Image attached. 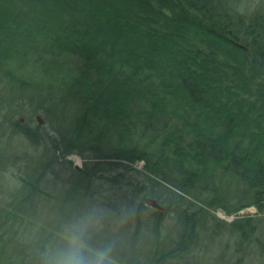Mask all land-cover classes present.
Returning a JSON list of instances; mask_svg holds the SVG:
<instances>
[{
	"label": "trees",
	"instance_id": "16d2710c",
	"mask_svg": "<svg viewBox=\"0 0 264 264\" xmlns=\"http://www.w3.org/2000/svg\"><path fill=\"white\" fill-rule=\"evenodd\" d=\"M0 82L52 120L12 124L45 151L0 210V262L58 264L70 238L83 264H214L219 247L222 264H264V4L0 0Z\"/></svg>",
	"mask_w": 264,
	"mask_h": 264
},
{
	"label": "rangeland",
	"instance_id": "374dc122",
	"mask_svg": "<svg viewBox=\"0 0 264 264\" xmlns=\"http://www.w3.org/2000/svg\"><path fill=\"white\" fill-rule=\"evenodd\" d=\"M234 3H237L240 7L241 11L246 13L251 12L258 4H264V0H233ZM8 91H5V86L0 82V157L2 158L0 161V210H11L14 204L18 203V200L21 199V195L23 193V187L25 180H30V162L35 157L36 159L43 156V151H45V145L34 147L32 143L24 137L22 134L18 133L15 128L12 126L15 122H21L25 126H30L34 128L35 123L34 120L37 121L38 117L42 120V125H46L47 130H52V120L51 117H47L44 113L37 112L34 113L33 109H30L28 105H26V100L23 98H12ZM29 157V158H28ZM30 162H28V161ZM67 160L72 162L74 167L82 168L84 166L85 160L77 154H72L67 157ZM27 161V162H26ZM29 164V167H26ZM145 163L140 161L133 164V167L137 170H143ZM68 164H65L67 170H63V174H68ZM29 168V169H28ZM48 179V178H47ZM45 179L43 181L44 186L48 181ZM63 185L58 183L55 189L58 193L63 192ZM165 193L168 194L170 198L171 188L164 186ZM48 191H51L48 189ZM175 191V190H173ZM167 198V197H165ZM47 210L53 211L54 217L59 218L63 212H71L73 209V204H66L65 206H61V204L46 205ZM41 207H44L41 205ZM64 208V209H62ZM45 210V208H44ZM165 210V207H164ZM246 212V214H245ZM256 214V209L251 207L249 209L243 210L238 215H227L225 212L221 210H215V216L219 218L221 221L229 224L234 219H236L239 215H253ZM111 215V214H110ZM109 225H115L118 229V226L126 225V220L124 217H118L115 220L111 221L113 217L109 215H104ZM174 214H170L166 216V224H167V232L171 234L174 227L176 226L174 220L172 219ZM34 224L37 225L36 222ZM32 225V224H31ZM130 225V224H129ZM34 226V227H36ZM176 228V227H175ZM122 229V228H121ZM25 230L28 232L29 237H35V234L31 228V226L26 225ZM64 230V229H63ZM62 232V231H61ZM65 233V231H64ZM25 234V232H24ZM66 234V233H65ZM75 245L74 239L70 238H62L61 245H57L56 252L58 257L56 261L58 264L62 263L64 257L69 252V249H73ZM219 247V245H218ZM69 248V249H68ZM55 252V254H56ZM223 252L220 247L218 250L212 251L210 253V257H207V263L214 264H222L223 262L218 261V257ZM58 259V260H57ZM0 264H4L0 262Z\"/></svg>",
	"mask_w": 264,
	"mask_h": 264
},
{
	"label": "clouds",
	"instance_id": "9594fccd",
	"mask_svg": "<svg viewBox=\"0 0 264 264\" xmlns=\"http://www.w3.org/2000/svg\"><path fill=\"white\" fill-rule=\"evenodd\" d=\"M62 264H83L82 256L78 249H71L64 257Z\"/></svg>",
	"mask_w": 264,
	"mask_h": 264
},
{
	"label": "water",
	"instance_id": "95a60500",
	"mask_svg": "<svg viewBox=\"0 0 264 264\" xmlns=\"http://www.w3.org/2000/svg\"><path fill=\"white\" fill-rule=\"evenodd\" d=\"M38 121L42 124V120H41L40 117H38ZM76 168H77V169H80V167H77V166H76ZM145 204H146L147 206H150V207L155 208V209H157V210L164 211V207L161 206V205L157 202V200H155V199L148 198V199L145 200Z\"/></svg>",
	"mask_w": 264,
	"mask_h": 264
}]
</instances>
